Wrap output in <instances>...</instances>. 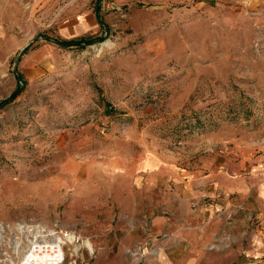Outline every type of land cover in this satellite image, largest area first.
<instances>
[{
	"label": "rangeland",
	"instance_id": "1",
	"mask_svg": "<svg viewBox=\"0 0 264 264\" xmlns=\"http://www.w3.org/2000/svg\"><path fill=\"white\" fill-rule=\"evenodd\" d=\"M18 83L0 107V264L53 227L79 237L61 264H130L172 175L264 180V0H0V99ZM243 200V238H264Z\"/></svg>",
	"mask_w": 264,
	"mask_h": 264
},
{
	"label": "crops",
	"instance_id": "2",
	"mask_svg": "<svg viewBox=\"0 0 264 264\" xmlns=\"http://www.w3.org/2000/svg\"><path fill=\"white\" fill-rule=\"evenodd\" d=\"M172 177L179 186L167 192L164 206L142 217L141 233L146 235L138 246L146 253L130 264H264V238L254 233L248 243L240 232L253 213L243 200L251 189L260 204L255 216L264 223V180L216 174ZM191 198L197 202L194 209L187 205Z\"/></svg>",
	"mask_w": 264,
	"mask_h": 264
},
{
	"label": "built area",
	"instance_id": "3",
	"mask_svg": "<svg viewBox=\"0 0 264 264\" xmlns=\"http://www.w3.org/2000/svg\"><path fill=\"white\" fill-rule=\"evenodd\" d=\"M31 240L25 252V264H61L65 258V249L78 242L79 237L68 230L53 227L31 235Z\"/></svg>",
	"mask_w": 264,
	"mask_h": 264
},
{
	"label": "trees",
	"instance_id": "4",
	"mask_svg": "<svg viewBox=\"0 0 264 264\" xmlns=\"http://www.w3.org/2000/svg\"><path fill=\"white\" fill-rule=\"evenodd\" d=\"M98 6L99 4H95V8H94V13L96 15V17L99 19V12H98ZM41 37L49 39L51 41H53L54 43L60 45V46H64V47H79L82 48L85 45L92 43L94 41H101L104 39L105 35H95V36H89V37H70V38H57V37H50L48 35H45L43 33L39 34ZM31 43V41H29L24 47L23 49H25L29 44ZM18 76V74H17ZM21 86L20 83L16 84L15 87L10 91V93L4 97L0 99V107L3 106L5 103H7L8 101L12 100L20 91Z\"/></svg>",
	"mask_w": 264,
	"mask_h": 264
},
{
	"label": "bare ground",
	"instance_id": "5",
	"mask_svg": "<svg viewBox=\"0 0 264 264\" xmlns=\"http://www.w3.org/2000/svg\"><path fill=\"white\" fill-rule=\"evenodd\" d=\"M85 245H86L89 249L92 248L91 244L88 243V242H85ZM21 254H22V253H21ZM19 256H21V255H19ZM10 264H15V263L11 262Z\"/></svg>",
	"mask_w": 264,
	"mask_h": 264
},
{
	"label": "water",
	"instance_id": "6",
	"mask_svg": "<svg viewBox=\"0 0 264 264\" xmlns=\"http://www.w3.org/2000/svg\"><path fill=\"white\" fill-rule=\"evenodd\" d=\"M22 49H23V47L20 49V51H19V53H18L17 57H18V56H19V54L22 52Z\"/></svg>",
	"mask_w": 264,
	"mask_h": 264
}]
</instances>
